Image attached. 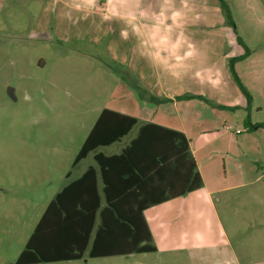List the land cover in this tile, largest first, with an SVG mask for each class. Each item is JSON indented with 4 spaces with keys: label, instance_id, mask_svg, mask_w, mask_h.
<instances>
[{
    "label": "crops",
    "instance_id": "1",
    "mask_svg": "<svg viewBox=\"0 0 264 264\" xmlns=\"http://www.w3.org/2000/svg\"><path fill=\"white\" fill-rule=\"evenodd\" d=\"M226 3L230 18L221 0H0V26L11 28L16 36L29 31L37 41L59 43L115 66L113 70L120 73L114 93L121 97L130 94L133 104L125 107L127 103L120 98L109 109L138 118L139 128L157 123L188 137L203 186L144 211L155 252L171 264H180L183 255L190 264H264V183L260 182L264 173L246 175L242 169V180L229 183L222 178L219 163L212 164L216 154L222 156L219 160L225 167L231 157L234 134L227 121L198 130L178 121V116L159 114L156 119L137 109L151 105L141 99L139 103V88L147 96H155L156 102L168 101L175 108L180 105L179 97L199 94H209L218 105L225 102L243 107L249 103L229 67L238 58L235 69L239 76L240 66L250 57L249 53L242 59L250 50L249 42L235 26ZM203 80L214 88V95L201 89ZM241 126L239 134L247 135L245 140L256 149L250 151L258 153L256 138L249 136L258 129ZM134 137L122 145L124 137L99 151L119 153ZM219 139L229 148L212 151L208 145ZM256 158L250 159L253 163L261 160ZM86 169L75 178L68 175L69 182ZM237 190L241 193H234Z\"/></svg>",
    "mask_w": 264,
    "mask_h": 264
},
{
    "label": "rangeland",
    "instance_id": "2",
    "mask_svg": "<svg viewBox=\"0 0 264 264\" xmlns=\"http://www.w3.org/2000/svg\"><path fill=\"white\" fill-rule=\"evenodd\" d=\"M226 1L235 26L246 34L249 42L250 57L242 63L239 73L248 90L250 97L245 96L249 103L243 107L225 102L218 105L208 96L214 95V88L203 80L201 89L208 95L181 96L177 99L180 105L175 108L169 106L171 102H156L152 96H141L139 92V103L141 99L151 105L137 109L142 114L150 112L155 118L159 114L173 119L178 116V121L198 130L210 123L215 126L216 121H227L230 133L234 134L231 157L227 167L219 160L220 154L215 155L212 164L218 162L222 178L237 183L242 180V169L246 175L264 173V128L249 135L256 138L258 153L250 151L254 149L245 140L247 135L239 134L243 124L250 127L252 123L264 122V0ZM19 34L16 36L11 28L0 26V264H17L48 204L69 183L68 174L75 178L95 164L93 153L76 165L74 162L102 110L120 101L127 103L125 107L133 104L130 94L121 97L114 93L119 82L115 66L59 43L37 41L29 36V31ZM226 98L232 101L230 96ZM138 129L139 123L125 136L122 145ZM208 146L212 151L229 148L220 139ZM252 157L261 160L253 163ZM260 182L264 183V176ZM99 222L97 219L96 227ZM179 263L190 261L183 255ZM38 264H171V261L156 252L91 258L87 249L81 259Z\"/></svg>",
    "mask_w": 264,
    "mask_h": 264
},
{
    "label": "trees",
    "instance_id": "3",
    "mask_svg": "<svg viewBox=\"0 0 264 264\" xmlns=\"http://www.w3.org/2000/svg\"><path fill=\"white\" fill-rule=\"evenodd\" d=\"M221 2L230 18L226 1ZM249 53L247 49L242 59ZM237 61H230L231 72L249 98L235 69ZM139 91L141 96L147 94L143 88ZM138 123L134 116L102 110L74 162L93 153L95 165L50 201L17 264L81 259L87 249L91 258L157 251L144 211L202 187L203 177L186 134L157 123L142 124L119 153L99 151L121 141ZM258 128H264V122L249 127Z\"/></svg>",
    "mask_w": 264,
    "mask_h": 264
},
{
    "label": "clouds",
    "instance_id": "4",
    "mask_svg": "<svg viewBox=\"0 0 264 264\" xmlns=\"http://www.w3.org/2000/svg\"><path fill=\"white\" fill-rule=\"evenodd\" d=\"M89 2H90V3H94V0H89ZM122 35H123V33H122Z\"/></svg>",
    "mask_w": 264,
    "mask_h": 264
},
{
    "label": "water",
    "instance_id": "5",
    "mask_svg": "<svg viewBox=\"0 0 264 264\" xmlns=\"http://www.w3.org/2000/svg\"><path fill=\"white\" fill-rule=\"evenodd\" d=\"M11 95H12V93H11Z\"/></svg>",
    "mask_w": 264,
    "mask_h": 264
}]
</instances>
